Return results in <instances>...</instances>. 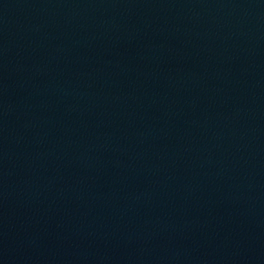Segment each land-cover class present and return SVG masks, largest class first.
<instances>
[{
	"label": "water",
	"instance_id": "1",
	"mask_svg": "<svg viewBox=\"0 0 264 264\" xmlns=\"http://www.w3.org/2000/svg\"><path fill=\"white\" fill-rule=\"evenodd\" d=\"M0 264H264V0H0Z\"/></svg>",
	"mask_w": 264,
	"mask_h": 264
}]
</instances>
